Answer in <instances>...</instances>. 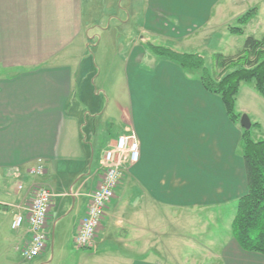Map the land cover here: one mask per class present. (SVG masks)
Instances as JSON below:
<instances>
[{
    "label": "crops",
    "instance_id": "crops-1",
    "mask_svg": "<svg viewBox=\"0 0 264 264\" xmlns=\"http://www.w3.org/2000/svg\"><path fill=\"white\" fill-rule=\"evenodd\" d=\"M81 1L0 0V264L4 255L22 258L19 249L31 233L26 223L11 230L10 222L15 212H26L38 185L55 193L51 238L62 240L57 224L73 213L65 236L74 239L101 179L102 153L123 133L136 137L140 155L123 169L97 227L90 250L99 264H264V255L243 250L227 227L208 222L247 190L237 153L241 130L196 71L153 55L146 45L154 39L186 52L221 50L227 34L240 35L228 26L245 2L145 0L140 33L146 41H134L123 59L122 101H114L122 128L94 154L100 136L93 128L89 139L84 135L87 106L80 101L76 41L89 31ZM84 39L90 45L92 38ZM38 160L44 171L33 177L27 169ZM177 245L189 249L184 258H171L169 250L170 258L163 255L162 248Z\"/></svg>",
    "mask_w": 264,
    "mask_h": 264
},
{
    "label": "rangeland",
    "instance_id": "rangeland-1",
    "mask_svg": "<svg viewBox=\"0 0 264 264\" xmlns=\"http://www.w3.org/2000/svg\"><path fill=\"white\" fill-rule=\"evenodd\" d=\"M242 1L245 2L243 13L255 8L254 16L245 26V33L261 37L264 34V5L261 4L262 0ZM144 3L145 0L81 1L83 27L84 30L89 31L85 34L82 33L81 37L76 41L78 49L82 53V59H80L82 60V67L78 70L79 80H81L79 83L81 88L80 101L83 107L84 105L87 106L84 109L86 114L82 113L84 135L89 139V130L93 128L100 136L99 145L97 146V143H95V146L93 145L94 154L96 150L100 151L103 149L104 138H114L113 136L119 133L122 128L123 123L120 122L119 108L117 110L116 106L114 107V101H119V103L122 101V85L125 79L123 59L126 58L134 41L140 38L146 41L145 35L141 36L140 33L143 30L141 27L144 17ZM121 20L125 22L123 23ZM230 25H237V23L232 22ZM85 35H89L92 38L89 40L90 45L88 46L86 45V39H84ZM227 36L226 45L218 51L227 55L234 54L235 49L242 45L244 35L227 34ZM152 40L151 43L153 44L170 46L169 44L166 45L163 40H157L158 42H155L154 39ZM222 41L220 39L219 47H221ZM180 51L186 52L187 50ZM216 51L208 47L196 49L195 51L188 50V52L200 53L204 58L205 66L211 73L215 71L212 54ZM146 62V60H143L141 65ZM235 108L241 115L246 114L249 117L251 125L254 122L258 123L257 126L253 125L250 127V137L253 139H264V97L255 90L252 82L241 83L236 97ZM88 111L91 113H88ZM90 114H93L91 118L89 117ZM237 127L242 130L240 123H238ZM237 153L239 154V147L237 148ZM53 199L50 207L52 212L47 215V221L49 220L50 222V230H47V244L43 252L29 261L20 258L17 254H14L15 256L11 260V256L6 253L8 255H4L1 264H99L93 251L78 247L73 241L74 239H66L65 234L69 232L71 221L75 219V217L72 219L73 213L64 216L57 224L56 230L59 231V234H62V240L55 242L56 239L51 238V227L53 221L56 220V209L52 207L54 206ZM234 212L235 201L232 205H227L226 210L221 214L217 213L212 218V215H210L208 222L211 224L217 223L220 226L224 225L230 232V222ZM53 233L55 234L54 230ZM222 234L223 232L220 231V235ZM54 238H56V234ZM168 250L173 254L171 258H175V254L179 258H184L187 251H189L186 247L178 248V245L162 248L163 255L169 258ZM115 261L118 260L115 259ZM115 261L109 263L116 264ZM197 264L206 263L199 261Z\"/></svg>",
    "mask_w": 264,
    "mask_h": 264
},
{
    "label": "trees",
    "instance_id": "trees-1",
    "mask_svg": "<svg viewBox=\"0 0 264 264\" xmlns=\"http://www.w3.org/2000/svg\"><path fill=\"white\" fill-rule=\"evenodd\" d=\"M254 13L255 8H252L238 16L237 25L228 26V31L245 34V26ZM147 46L153 55L174 62L185 71H196L203 88L220 97L227 117L236 126L241 116L235 108L241 83L252 82L255 90L264 97V34L261 37L251 33L244 35L242 45L234 54L214 52V73L205 66L204 58L198 52L180 51L149 41ZM249 129L242 128L238 145L247 190L235 200L230 228L233 239L243 250L264 255V139L251 138Z\"/></svg>",
    "mask_w": 264,
    "mask_h": 264
},
{
    "label": "built area",
    "instance_id": "built-area-1",
    "mask_svg": "<svg viewBox=\"0 0 264 264\" xmlns=\"http://www.w3.org/2000/svg\"><path fill=\"white\" fill-rule=\"evenodd\" d=\"M139 145L132 134L123 133L116 137L112 145L103 152L100 160L101 179L97 187L89 193L86 209L81 216L74 242L78 247L96 249L95 234L101 218L115 195L123 169L128 164H134L139 159ZM44 171L43 162L37 163L27 169L29 175H40ZM18 188H21L18 185ZM55 196L53 190L44 185H38L33 197L26 208V212L17 211L13 214L10 228L19 230L24 223L28 225L31 233L29 241L19 249L23 259L29 261L38 256L47 244V215L50 211L52 199Z\"/></svg>",
    "mask_w": 264,
    "mask_h": 264
},
{
    "label": "water",
    "instance_id": "water-1",
    "mask_svg": "<svg viewBox=\"0 0 264 264\" xmlns=\"http://www.w3.org/2000/svg\"><path fill=\"white\" fill-rule=\"evenodd\" d=\"M239 123H240L241 127L244 128V129H248L251 126V121H250L249 117L246 114H242L240 116Z\"/></svg>",
    "mask_w": 264,
    "mask_h": 264
}]
</instances>
